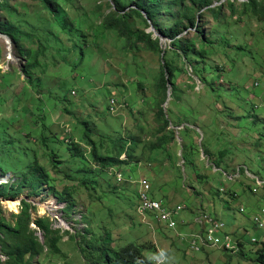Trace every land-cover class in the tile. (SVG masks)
<instances>
[{"label": "rangeland", "instance_id": "rangeland-1", "mask_svg": "<svg viewBox=\"0 0 264 264\" xmlns=\"http://www.w3.org/2000/svg\"><path fill=\"white\" fill-rule=\"evenodd\" d=\"M54 1L57 16L44 11L39 0L1 2H7V6L0 8V20L28 35L21 43L28 55L21 56L17 50L15 54L13 48L9 59L5 38L0 36V185L3 179V185L17 182L37 161L45 169L48 183L41 196L34 199L40 205L34 206L41 217L61 228V234H65L64 230L85 235L89 230L87 235L95 236L108 232L113 248L117 250L129 243L142 246L154 264H257L255 260L245 261L220 251L197 252L190 248L189 226L195 227V222H190L189 228L180 225L177 231L159 227L151 231L157 224L139 221L135 186L129 182L146 178L156 197L185 206L180 221L194 218V212L201 209L219 215L234 234L239 228L231 222L253 225L251 232L257 234L250 214L264 207V193L262 196L261 189L253 193L256 182L248 170L264 178V107L260 104L264 100V20L252 14L232 16L225 6L231 0H214L213 6H225L224 13L217 18L216 12L214 17L209 9L201 10L196 19L200 29L190 27L181 32L191 39L186 43L192 49L184 56L169 38L162 36L152 23L146 25L138 15L130 16V26L160 36V48L150 51L144 44L137 49L127 48L125 38L105 23V16L116 11L112 0ZM135 1L122 0L126 10ZM241 1L244 0L235 3L239 8ZM171 23L169 13L163 11L159 24ZM183 23L187 25L186 20ZM199 31L204 33L201 37L212 31L221 32L206 55L199 53L202 46L207 48ZM72 44L87 47L81 54ZM164 55L175 67L176 87L172 96L170 86L167 103L157 89ZM33 56H37L40 67L30 82L21 69ZM251 84L253 89L248 87ZM112 99L117 111L110 114ZM161 107L167 118L174 120L170 127L176 129L177 137L185 135L186 144L191 137L198 143L199 154L187 156L186 165L182 140L172 143L167 139L168 131L159 129L162 122L157 120V113ZM83 121L89 122L101 157H112L122 139L129 145L132 142V155H126L128 161L106 169L93 165L90 148L82 139ZM28 128L45 131L51 146L56 143V136L59 140L72 137L78 142L79 157L87 161L82 169L97 173L96 186L80 185L78 160L68 162L71 157L63 155L60 162L51 161L52 151L46 150ZM69 129V136L63 138ZM206 141L211 157L203 156ZM220 150L227 155L225 164L217 169L213 162ZM75 152L73 149L70 155ZM185 152H190L188 147ZM238 167L245 168V172L238 178L230 177L229 173ZM110 172L121 173L128 182L117 183ZM223 188L228 192L237 190L240 197L231 202L226 197L232 193L217 194ZM65 189L75 202L70 212L66 210L71 218L69 228L56 219L66 205L62 204L58 212V205L63 202L55 193L63 195ZM24 196L22 193L16 200L0 199L1 216L13 223L20 212L19 200ZM27 200L33 205L32 198ZM244 205L247 214L240 213ZM48 209L51 214L46 212ZM63 243L61 253L34 257L28 264H87L79 250L67 244L68 236ZM251 250L257 248L248 249Z\"/></svg>", "mask_w": 264, "mask_h": 264}, {"label": "trees", "instance_id": "trees-1", "mask_svg": "<svg viewBox=\"0 0 264 264\" xmlns=\"http://www.w3.org/2000/svg\"><path fill=\"white\" fill-rule=\"evenodd\" d=\"M39 1L44 11L56 14L57 16L56 4L54 0ZM112 1L116 11L105 16V23L109 29H112L118 33L119 36L125 38L127 48L137 49L139 44H144L150 51L159 50L160 48V36L154 37L151 32H146L144 29L140 28L134 29L132 26H130L128 20L130 16L138 15L143 18L146 25L152 23V25L162 36L169 38L171 40V44L179 48L184 56H187L192 47L186 43L191 39L183 37L181 32L190 27L200 29V27L196 26V19L197 16L201 15V10L203 9H209L212 15L213 12H216L218 18L224 13V8L226 6V9L232 16H235V13H239L237 16L252 14L257 18L264 20V0H244L240 2V8L235 4L237 0L228 1L227 5H225L223 8L220 5L213 6L212 1L214 2V0H136L134 6H131L128 10H126L122 0ZM1 2L2 0H0V8H5L7 6V2ZM178 2L180 4H178ZM163 11L169 13L172 21L171 24H159L160 15ZM183 20H186L187 25H184V23L182 25ZM0 33L8 36L11 39L12 50L14 48L15 54L17 50L21 56L28 55V53L25 52L21 47L23 39L28 37L27 34L22 32L16 26H11L10 24L1 20ZM199 33L200 39L206 43L207 46V48L202 46L199 53L206 55L208 49L214 46V43L218 36L221 35V32L212 31L207 36H204L205 39L204 37H201L204 35L203 31H199ZM71 47L73 49L78 48L80 53L83 54L87 44L86 46H77L72 44ZM37 59V56H33L31 58V62L25 64L21 69V71L28 77L30 82L34 81L33 76L40 67ZM162 59L163 63L160 65L159 75L157 77V89L159 92L163 93V97L165 99L162 101L166 102L167 91L169 88L168 84H170L172 87V96L174 95V88L176 87L174 83L175 67L173 66L171 60L166 57V55L162 56ZM202 72H204L203 69ZM8 74L9 73H7V75ZM202 78L203 81L206 82V76L203 75ZM2 79L3 77L0 78V88H2ZM248 87L253 89L254 85L251 84ZM244 89L248 90L246 87H244ZM67 112L71 111L67 110ZM157 120L162 122V125L161 127L159 126V129L168 131L167 139L172 143L177 142V136L175 132L176 129L169 128L174 120H169L167 118L162 107L158 110ZM81 123L84 127L82 139L86 142V146L90 148L91 163H93L95 166H98L97 168L100 167L102 169H106L116 164L126 163V161H121L118 159L121 153H125L128 157H131L133 152V143L130 142L129 145L128 141L126 142L123 139L119 141L117 150L112 157L99 156L98 145L92 140V129L89 122L83 121ZM179 124L181 123H178V126ZM28 130L31 135L38 136L37 140L41 141L46 150H49V152L50 150L52 151V154L50 155L51 161L60 162L63 155L71 157L68 162H71V159L79 161L77 173H82V182L80 185L85 186L90 183L91 185L89 186H96L94 179L96 178L97 173H95L93 170L82 169L84 168L85 164H87V161L84 157H79L80 146L78 145V142L73 140L72 137L59 140L58 136H56V143L51 146V143L48 141L50 137L45 131H42L40 128L35 130L28 128ZM69 134L70 133L67 130L66 133L64 132L63 138L69 136ZM181 138L184 139L183 155L185 159L187 156L191 157L194 154H199V150L196 152V150L199 149L197 145L198 143L196 140H194V138L189 139V144H186L185 135L183 137L181 136ZM161 142L162 140H159V144ZM207 144L208 141H206V145L204 144L203 152L208 157H211L213 156L212 153L208 148H205L207 147ZM100 145L102 144L100 143ZM127 146L128 148H126ZM184 146L189 148V153L185 152ZM73 149H75L76 152L73 155H70V152ZM226 155L227 152L225 150L219 151L218 157H216L213 162L217 168L220 169L222 165L225 164L224 157ZM187 161L189 160L186 159L185 164ZM32 164L29 165V170L26 172V174L21 176L17 182L13 184L0 185V198H4V200H16L19 196H21L22 193H27L28 197L38 196L41 194L43 187L48 183V175L45 169L37 161H35V164ZM242 171L245 172V168H241V172ZM200 177L202 176H199V178ZM116 189L117 188L115 187L114 190ZM55 194L58 196L59 201L66 203V210L68 212L72 210L75 202L72 198V195L67 192V189H65L63 195L57 193ZM217 194L222 195L221 190H218ZM230 198L236 199L233 194H231ZM21 203L22 210L20 214L15 215V220L13 223L7 221L3 216H1L2 211L0 210V252L7 257V261L5 262L6 264H28L29 259H32L36 256H42L49 253L59 254L64 249L63 241L65 236H69L67 244L71 243L75 249H78L79 251H77L83 255L87 264H154L144 254L142 246L129 243L117 250L113 248L111 236L108 232H105V234L101 233L96 236L93 234L87 235L89 230L87 231L86 235L81 234L79 231H76L75 234H70L69 232L61 234L59 229H53V224L47 218H37L34 220V223L44 235V242L42 243L39 237L36 235L37 231L30 227L32 222L31 212L32 210L36 211V207L26 200H22ZM17 209L18 204L15 207V211H17ZM87 236H90L88 241ZM241 258L249 261L255 260L257 264H264V248L260 250L257 255L251 254L249 257L248 254H245L241 255Z\"/></svg>", "mask_w": 264, "mask_h": 264}, {"label": "built area", "instance_id": "built-area-1", "mask_svg": "<svg viewBox=\"0 0 264 264\" xmlns=\"http://www.w3.org/2000/svg\"><path fill=\"white\" fill-rule=\"evenodd\" d=\"M110 102V111L116 112L117 104L115 99H112ZM260 104L264 107V100ZM239 171L240 167H238L237 173ZM248 173L250 175V171ZM250 176L252 177V175ZM255 182L256 187H254L253 192L258 193L260 189H264V180L256 178ZM221 191L225 193L226 189L223 188ZM233 195L236 198L239 197L238 192H234ZM137 201L136 213L139 221L146 225L157 224L154 228L152 227L153 230L151 231L155 232L156 227L169 231L178 230L180 224L179 216L184 211L185 206L179 204L172 205L154 197L152 187L147 179L139 181ZM240 213H247L245 205L240 207ZM253 219L258 228L264 231V207L254 214ZM181 222L187 223L186 221ZM193 222H195L197 227L200 226V229L193 230V226L190 225L189 227L193 231L187 239L190 243V248L197 252L214 250L220 251L230 257H238L243 254L245 255L248 252L249 246L258 245L259 248L263 247L264 235L263 239H260L251 233L241 230L239 233L234 234L229 231L227 222L209 212L199 211ZM179 235L184 234L180 233Z\"/></svg>", "mask_w": 264, "mask_h": 264}, {"label": "clouds", "instance_id": "clouds-1", "mask_svg": "<svg viewBox=\"0 0 264 264\" xmlns=\"http://www.w3.org/2000/svg\"><path fill=\"white\" fill-rule=\"evenodd\" d=\"M1 34V33H0ZM3 35V34H2ZM4 36H6V35H4ZM6 37H8V36H6ZM4 38V37H3ZM5 43H6V45H7V49H8V53L10 52V55H9V59H11L10 57H11V50H12V42H11V39L8 37V39H6L5 38ZM7 53V54H8ZM168 86H169V88H170V84H168ZM169 88H168V91H169ZM167 91V101H166V103L169 101V97H168V94H169V92ZM170 96V95H169ZM169 98V99H168ZM261 101H263V100H261ZM111 103V102H110ZM110 103H109V106H108V112L110 113V114H113V113H115V112H112V111H110ZM170 128H173V127H170ZM71 129H69L68 131H70ZM177 139H179V140H182V142H183V145H184V139H182V138H180V137H177ZM183 145H182V147H183ZM200 152V151H199ZM203 156H206V157H208L207 155H205L204 154V152H203ZM120 157H121V161H128V158H127V156H126V154L125 153H122L121 155H120ZM184 161V160H183ZM184 165H186L185 164V161H184ZM216 166V165H215ZM217 169H219V168H217ZM249 171V170H248ZM111 176H114L115 177V180H117V183H119V184H121V183H123V184H125V183H127L128 182V180H127V178H125V177H123L122 176V174L121 173H117V172H110L109 173ZM236 174H242V172H241V168H240V171L237 173V169H236V171L235 172H233V173H229V175H230V177H232V178H238L237 177V175ZM141 179H146V178H138V179H135V180H132V181H130L129 183L130 184H133V186H135V196H136V199H137V189H138V185H139V181L141 180ZM148 180V179H147ZM149 181V183H150V185H151V182H150V180H148ZM2 183L4 182V181H1ZM1 183V184H2ZM151 187H152V185H151ZM153 192H154V190H153V188H152V194H153ZM234 192H238L237 190L236 191H229L228 192V190H226V192L225 193H234ZM221 193L224 195L225 193H223L222 191H221ZM254 193V192H253ZM25 194V196L23 197V199L22 200H26V201H28L27 199L29 198L28 197V195H27V193H24ZM42 194V193H41ZM41 194L40 195H38V196H32V197H30V199L32 198V199H36V198H39L40 196H41ZM238 194H239V192H238ZM256 194V193H255ZM153 196L154 197H156L154 194H153ZM239 197H240V194H239ZM239 197H237L236 199H233V198H230V197H226V198H229V200L231 201V202H233V201H235V200H237ZM156 198H158V197H156ZM1 200L2 199H4V198H0ZM18 199V198H17ZM158 199H162V200H164V201H166L167 202V200L165 199V198H158ZM22 200H19V206H20V212H21V210H22V203H20V201H22ZM62 204H65L66 205V203H61V205H58V212H59V210H61V207H63V205ZM36 206V205H35ZM137 207V206H136ZM66 208H67V206H65L64 208H63V211H62V214H60L59 213V216H57L56 217V219L58 220V222L63 226V227H65V228H69V225H68V223L71 225V223H70V221H71V218L69 217V215H68V212H67V214H66ZM263 208V207H262ZM261 208V209H262ZM261 209H259V210H261ZM185 210V209H184ZM201 209H199V210H197V212H194V218H195V216H196V214L200 211ZM20 212H18V214H20ZM34 212H37V210L36 211H34ZM46 212H48V213H50L51 214V211L48 209ZM45 212V213H46ZM70 212V211H69ZM136 212V211H135ZM32 213V212H31ZM257 213V212H256ZM256 213H254V214H256ZM245 214H247V213H245ZM254 214H253V216H254ZM17 215V214H16ZM181 215V214H180ZM31 217H32V215H31ZM180 217V216H179ZM33 218V217H32ZM37 218H43V217H37ZM36 218V219H37ZM35 219V220H36ZM254 220V219H253ZM187 222V220H183V222ZM193 221H194V219H193ZM32 223H34V220L32 219V222H31V224H30V227H31V225H32ZM35 224V223H34ZM79 224H82V227H83V225H84V223L83 222H80ZM254 224H256L255 222H254ZM36 225V224H35ZM180 225H182V227H186L187 225H188V223H182L181 221H180V224H179V226ZM37 227V226H36ZM32 228V227H31ZM53 228L54 229H61V228H56L55 227V224H53ZM228 228H229V224H228ZM256 228H257V230H256V232H257V234L256 233H253L252 232V234L254 235V236H257V237H259L260 239H263V235H264V231L263 230H260L259 228H258V226H257V224H256ZM32 229H35L37 232H36V235L39 237V232H41L39 229H38V227L37 228H32ZM64 231H66V232H69L70 234H75L76 233V231L73 233V232H71V231H69V230H64ZM42 233V232H41ZM239 233V232H238ZM237 234V233H236ZM65 237H67V236H65ZM65 237H64V241H65ZM39 239H40V237H39ZM68 239H69V236H68ZM42 242V241H41ZM44 242V241H43ZM42 242V243H43ZM249 248H257V250L256 251H254V250H251L250 252L248 251L246 254H248L249 255V257H250V255L251 254H256L257 255V253L260 251V250H262L263 248H264V242H263V247L262 248H259V246L258 245H254V246H249L248 247V249ZM244 255V254H243ZM36 257H39V256H36ZM238 257H240L241 258V255L240 256H238ZM242 259V258H241ZM242 260H244V259H242ZM7 261V257L5 256V255H3L1 252H0V262L1 263H5ZM245 261H249V260H245ZM6 264V263H5Z\"/></svg>", "mask_w": 264, "mask_h": 264}, {"label": "crops", "instance_id": "crops-1", "mask_svg": "<svg viewBox=\"0 0 264 264\" xmlns=\"http://www.w3.org/2000/svg\"><path fill=\"white\" fill-rule=\"evenodd\" d=\"M192 138V137H191ZM190 138V139H191ZM194 140H195V138H194ZM187 143V142H186ZM240 174H237V177L239 176ZM250 175H252V179L253 178H258V179H261V180H264V178L263 177H260L259 175H256V174H251L250 173ZM240 177V176H239ZM255 178V179H256ZM263 192L261 193L262 194V196H263V193H264V189H261ZM261 190H259V192L261 191ZM264 197H262V200L264 201V199H263ZM259 208V207H258ZM259 210V209H258ZM257 211H254L253 213H251L250 214V219L252 220V223H254V220H253V214L254 213H256ZM219 216V215H218ZM193 219L194 218H186L185 220H187V223L189 224L190 222H193ZM231 224L232 225H234V227L235 228H239V231L241 230V231H245V232H248V233H251L252 234V232H251V229H252V227H253V225L252 226H249L248 225V223H245V222H242V223H240V222H231ZM255 225V229L257 230V228H256V224H254ZM186 227H188V226H186ZM189 228V227H188ZM195 229H200V226L199 227H197V226H195V227H193V230H195ZM190 230V229H189ZM192 229H191V233H192V231H193ZM206 251H211V250H206ZM205 251V252H206Z\"/></svg>", "mask_w": 264, "mask_h": 264}, {"label": "water", "instance_id": "water-1", "mask_svg": "<svg viewBox=\"0 0 264 264\" xmlns=\"http://www.w3.org/2000/svg\"><path fill=\"white\" fill-rule=\"evenodd\" d=\"M1 36H3L4 38H6V39H8V37H6V36H4V35H2V34H0ZM169 95L170 94H168V97H169ZM169 99V98H168ZM2 181H4V179L2 180ZM23 199V198H22ZM22 199H20V200H22ZM32 201H33V205H36L37 206V203H36V201L34 200V199H32ZM20 203H21V201H20ZM33 214V220H35L36 219V217H40L41 215H39L38 214V212H34V213H32ZM31 227L32 228H37L36 227V225L34 224V223H32V225H31ZM39 237H40V240L43 242L44 241V235H43V233H41V232H39Z\"/></svg>", "mask_w": 264, "mask_h": 264}, {"label": "bare ground", "instance_id": "bare-ground-1", "mask_svg": "<svg viewBox=\"0 0 264 264\" xmlns=\"http://www.w3.org/2000/svg\"><path fill=\"white\" fill-rule=\"evenodd\" d=\"M1 36V35H0ZM1 38H2V36H1ZM8 200V199H7ZM2 201H5L4 199H2ZM37 203V205L39 206L40 205V203L39 202H36Z\"/></svg>", "mask_w": 264, "mask_h": 264}]
</instances>
